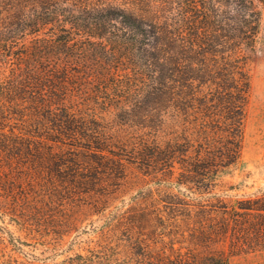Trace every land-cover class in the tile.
<instances>
[{
	"label": "rangeland",
	"instance_id": "1",
	"mask_svg": "<svg viewBox=\"0 0 264 264\" xmlns=\"http://www.w3.org/2000/svg\"><path fill=\"white\" fill-rule=\"evenodd\" d=\"M196 2L0 0V264L102 255L162 264L179 252L200 264H264V247L240 249L248 245L229 219L241 200L264 193V1L239 160L203 197L177 184L187 172L180 158L162 172L148 165L153 137L166 148L193 131L149 94L157 72L147 23L165 38ZM111 9L142 20V34L118 23L97 37L71 24L90 28L93 14ZM38 12L47 23L31 27ZM35 78L53 91L40 93Z\"/></svg>",
	"mask_w": 264,
	"mask_h": 264
},
{
	"label": "trees",
	"instance_id": "2",
	"mask_svg": "<svg viewBox=\"0 0 264 264\" xmlns=\"http://www.w3.org/2000/svg\"><path fill=\"white\" fill-rule=\"evenodd\" d=\"M263 1L197 0V5L189 4L184 8L181 21L185 27L179 32L170 30L165 38H161L154 23H147L150 31L145 33L149 40L145 43L148 46L146 57L157 72V75L152 76L149 94L162 97L161 105L171 108L172 116L175 114L180 117L184 122L183 126L187 122L188 128L191 127L193 131L192 134L177 136L168 141L166 148L162 146L158 136L153 137V154L148 165L156 172H162L172 169L174 160L180 158L187 163L181 162L187 172H181L177 184L201 197L212 193L216 187L218 171L235 164L241 156L245 106L251 87L247 65L259 41L262 14L260 5ZM190 2L193 3V0ZM29 19L32 20L31 27H41L47 23V18L41 17L39 12ZM118 23L119 28L133 32L135 36L142 34L140 31L145 24L121 9L107 10L102 15L93 14L90 28L78 18L71 22L72 26L97 37L104 30L108 31L107 27L111 29ZM46 81L48 80L35 78L40 93L50 87ZM40 100L46 102L44 105L48 101L52 103L51 99L44 97ZM189 109L197 113L192 119ZM157 122H153V129L160 126ZM191 147H194L192 154L189 152ZM99 148L101 149L100 146ZM188 158L191 159L189 162ZM242 201L244 200L238 204L241 210L233 206L229 212V219L240 233L243 232L241 239L244 244H240L248 245L241 246L240 249L250 251L262 248L264 193ZM172 257L166 256L162 264L201 263L200 259L185 252ZM68 264L126 262L121 258L102 255L95 258L80 257ZM152 264L157 263L153 261Z\"/></svg>",
	"mask_w": 264,
	"mask_h": 264
}]
</instances>
